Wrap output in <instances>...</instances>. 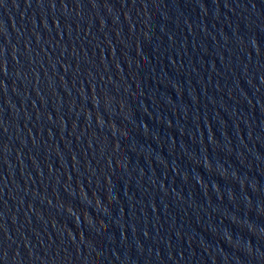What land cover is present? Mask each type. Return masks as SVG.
Segmentation results:
<instances>
[{
    "label": "water",
    "instance_id": "95a60500",
    "mask_svg": "<svg viewBox=\"0 0 264 264\" xmlns=\"http://www.w3.org/2000/svg\"><path fill=\"white\" fill-rule=\"evenodd\" d=\"M0 264H264V0H0Z\"/></svg>",
    "mask_w": 264,
    "mask_h": 264
}]
</instances>
